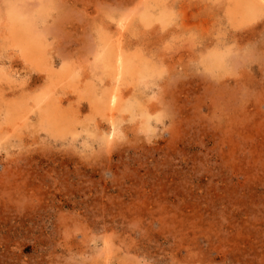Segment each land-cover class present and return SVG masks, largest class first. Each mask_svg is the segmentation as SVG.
I'll return each instance as SVG.
<instances>
[{
	"label": "rangeland",
	"instance_id": "obj_1",
	"mask_svg": "<svg viewBox=\"0 0 264 264\" xmlns=\"http://www.w3.org/2000/svg\"><path fill=\"white\" fill-rule=\"evenodd\" d=\"M257 1L0 0V264H264ZM107 38L133 60L118 85ZM112 87L106 140L80 96Z\"/></svg>",
	"mask_w": 264,
	"mask_h": 264
},
{
	"label": "bare ground",
	"instance_id": "obj_2",
	"mask_svg": "<svg viewBox=\"0 0 264 264\" xmlns=\"http://www.w3.org/2000/svg\"><path fill=\"white\" fill-rule=\"evenodd\" d=\"M235 1V4L237 5V9H239L238 11L243 14V15H247V16H250V15H253L256 13V11L258 10V1L257 0H234ZM9 17L12 19V24H13V27L15 29L16 32L20 33L18 34V36L22 35V38H25L27 37L26 41H25V44L28 46V47H32L30 46L31 44H34L33 42H35L36 38L34 37L33 40H31V36L30 34L28 33L27 31V25H26V21H22L24 19L21 20V15H18V14H15L13 11L10 12L9 14ZM122 22H120V29L122 30L123 28V25H125V23H123V20H121ZM30 26V25H29ZM118 29V28H117ZM117 31V30H116ZM120 32V31H118ZM116 33V32H115ZM120 34V33H118ZM117 35V34H116ZM121 35V34H120ZM17 36V37H18ZM26 36V37H24ZM119 36V35H118ZM30 37V38H29ZM20 38V37H19ZM118 41H119V38H117ZM19 41V40H18ZM17 40L15 42H18ZM33 41V42H32ZM37 41V40H36ZM20 43V41H19ZM40 43V42H39ZM112 42H110V39H106V41L104 42L102 48L99 50L101 53H100V59L102 61V65L105 69V73L109 74V75H112V78L111 80H109L108 84L114 82V84L118 85V82L121 80L122 76L125 74L126 71L130 70L133 66H132V59L131 57H128V55H126L124 53V51L122 50L121 48V45H119L118 42H116L117 46L115 45H112L111 44ZM20 45V44H19ZM42 45V43L40 44ZM38 46V44L36 45V47ZM24 47V46H23ZM41 47V46H40ZM25 48V47H24ZM22 49V48H21ZM28 49V48H27ZM35 49V44H34V48H32V50ZM42 48H40V51H44V50H41ZM31 50V49H30ZM31 50V51H32ZM37 50V48H36ZM34 50V51H36ZM22 51V50H21ZM39 51V52H40ZM25 52V51H24ZM37 52V51H36ZM29 54V53H28ZM36 54V53H34ZM43 54V53H42ZM38 55V57H44V55ZM216 55V54H215ZM215 55H212V56H215ZM39 57V58H40ZM36 58V57H35ZM39 58H37L39 60ZM219 58V57H218ZM217 58V60H218ZM68 74H66L67 76ZM69 77V76H68ZM71 77V75H70ZM69 77V78H70ZM63 78V76H62ZM62 78H60L59 80H61ZM70 80V79H69ZM63 81H65L66 83V80L64 79ZM71 82V81H70ZM69 82V83H70ZM58 83V82H57ZM61 83V82H60ZM59 83V84H60ZM65 83L63 85H65ZM55 84V89H57V87L60 85L58 84V86L56 87V83H53ZM107 84V81L104 83V85ZM68 86V84H66ZM70 85V84H69ZM54 86V85H53ZM62 87V86H61ZM50 88V87H49ZM53 87H51L52 89ZM74 90V89H73ZM52 91V90H51ZM49 91V90H44L43 93H41L42 95L41 96V99H40V102H44L45 100H48L50 95H52V92ZM58 91V90H56ZM77 92V90H76ZM90 92V91H89ZM54 93L55 90H54ZM39 96V97H40ZM55 97V95H53ZM83 97H87L91 102H93L94 105H96L97 107H99L98 109L99 110H102L101 114H103L104 116V113L103 111H106L105 112V118H107L108 120V125L105 127L106 130L103 132V136L104 139L106 140H111L115 133L117 132L118 130V120L117 118L115 119L114 117V113L113 110L117 107V104H119V101H120V95L118 93V89L117 87H112L110 89H107L105 91H102V93H93V91H91V93H86V95H82V97L80 96V98H83ZM52 99H54L53 97H51ZM61 98V97H60ZM56 99V98H55ZM50 100V99H49ZM64 100V99H63ZM62 100V101H63ZM41 102V104H42ZM48 102V101H47ZM137 102V101H136ZM49 104V103H48ZM51 104V103H50ZM49 104V106H50ZM55 104V103H54ZM53 104V105H54ZM63 104V103H62ZM137 104V103H136ZM36 105V103H35ZM127 105V104H126ZM141 105V104H140ZM47 106V104H46ZM55 106H57L55 104ZM128 106V105H127ZM126 106V107H127ZM54 107V106H53ZM51 107V108H53ZM58 107V106H57ZM123 108V107H122ZM122 108H120L122 110ZM61 109V108H60ZM118 109V107L116 108V110ZM119 109V110H120ZM130 109V107H129ZM128 110V109H127ZM30 111V110H29ZM34 111V110H33ZM54 111V110H53ZM57 111V110H56ZM66 110H64L65 112ZM130 111V110H129ZM20 113V112H19ZM25 114L27 113L26 110L24 112ZM60 114V113H59ZM33 115V114H32ZM53 115V114H52ZM26 117V116H25ZM28 117H29V114H28ZM19 118V117H17ZM27 118V117H26ZM30 118V117H29ZM33 117H31L32 119ZM60 118V117H59ZM25 119V118H24ZM23 119V120H24ZM26 120V119H25ZM55 120V119H54ZM58 120V119H57ZM17 120H15L16 122ZM19 121V120H18ZM21 121V120H20ZM19 121V122H20ZM30 121V120H29ZM23 122V121H22ZM27 121H25V124H26ZM14 123V122H12ZM16 124V127H21V125ZM108 142V141H107ZM109 260V259H108ZM107 261V260H106ZM105 261V262H106Z\"/></svg>",
	"mask_w": 264,
	"mask_h": 264
}]
</instances>
